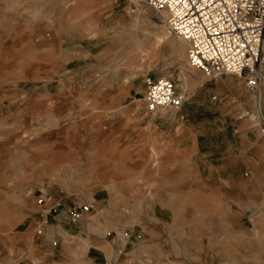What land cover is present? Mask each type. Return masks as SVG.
Listing matches in <instances>:
<instances>
[{"label": "rangeland", "instance_id": "rangeland-1", "mask_svg": "<svg viewBox=\"0 0 264 264\" xmlns=\"http://www.w3.org/2000/svg\"><path fill=\"white\" fill-rule=\"evenodd\" d=\"M0 264H264V106L144 0H0Z\"/></svg>", "mask_w": 264, "mask_h": 264}, {"label": "built area", "instance_id": "built-area-1", "mask_svg": "<svg viewBox=\"0 0 264 264\" xmlns=\"http://www.w3.org/2000/svg\"><path fill=\"white\" fill-rule=\"evenodd\" d=\"M167 15L171 34L188 45L190 65L210 80L245 79L255 102L264 106V0H144ZM145 102L150 112L180 111L188 101L186 86L172 78H147Z\"/></svg>", "mask_w": 264, "mask_h": 264}, {"label": "bare ground", "instance_id": "bare-ground-1", "mask_svg": "<svg viewBox=\"0 0 264 264\" xmlns=\"http://www.w3.org/2000/svg\"><path fill=\"white\" fill-rule=\"evenodd\" d=\"M169 37L167 36V35H164V36H158L157 37V42H162V41H164V39H168ZM185 82H187L186 80H185Z\"/></svg>", "mask_w": 264, "mask_h": 264}, {"label": "crops", "instance_id": "crops-1", "mask_svg": "<svg viewBox=\"0 0 264 264\" xmlns=\"http://www.w3.org/2000/svg\"><path fill=\"white\" fill-rule=\"evenodd\" d=\"M94 250H96L97 248H93ZM100 253V252H99ZM101 255V254H100ZM101 259L104 260V256L101 255Z\"/></svg>", "mask_w": 264, "mask_h": 264}]
</instances>
